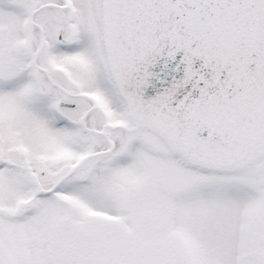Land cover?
I'll list each match as a JSON object with an SVG mask.
<instances>
[{
    "label": "snow or ice",
    "instance_id": "6c2138e0",
    "mask_svg": "<svg viewBox=\"0 0 264 264\" xmlns=\"http://www.w3.org/2000/svg\"><path fill=\"white\" fill-rule=\"evenodd\" d=\"M0 264H264V0H0Z\"/></svg>",
    "mask_w": 264,
    "mask_h": 264
}]
</instances>
